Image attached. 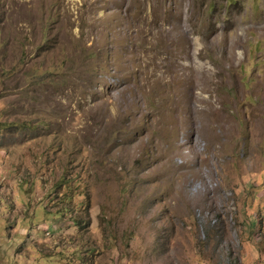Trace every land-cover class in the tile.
Wrapping results in <instances>:
<instances>
[{"label":"rangeland","instance_id":"374dc122","mask_svg":"<svg viewBox=\"0 0 264 264\" xmlns=\"http://www.w3.org/2000/svg\"><path fill=\"white\" fill-rule=\"evenodd\" d=\"M0 264H264V0H0Z\"/></svg>","mask_w":264,"mask_h":264},{"label":"bare ground","instance_id":"6f19581e","mask_svg":"<svg viewBox=\"0 0 264 264\" xmlns=\"http://www.w3.org/2000/svg\"><path fill=\"white\" fill-rule=\"evenodd\" d=\"M157 34H158V32H157ZM157 39L159 40V42L160 41H162L163 39H162V37L161 36H157ZM231 56V55H230ZM229 56V57H230ZM231 59H232V57H231ZM230 61V60H229ZM183 77V76H182ZM181 77V78H182ZM190 78V77H189ZM181 80H183V79H181ZM189 80V79H188ZM180 85V84H179ZM166 105V104H165ZM167 106H168V108L170 107V106H172L171 104H167ZM180 106V105H179ZM211 107V106H210ZM215 108V107H214ZM171 109H173L172 107H171ZM213 109V108H212ZM216 109V108H215ZM203 110H204V112L207 114V116H208V118H206V119H204V122L203 121H201V122H203V124H202V126H201V130L203 131V133H204V136H205V139L207 140L206 141V143L208 142V143H211V142H213V140L214 139H218V138H220V137H223L224 135H225V133H226V130H225V126L224 125H222V124H220L219 123V119L220 118H223V116H221L220 115V113H219V111H217V110H211L209 107H208V105L206 106V104L204 103V108H203ZM171 111V110H170ZM222 112V111H221ZM214 117V119H212ZM198 123V122H197ZM197 123H195V124H197ZM174 125H175V123H174ZM199 125V124H198ZM197 126V125H196ZM200 126V125H199ZM176 127V126H175ZM179 128V127H178ZM177 128V129H178ZM195 128V127H194ZM174 129H176V128H174ZM185 129L186 128H180V131H182V132H185ZM192 129V130H191ZM191 129H190V131H193L194 129H193V127L191 126ZM227 130H228V128H227ZM195 131L197 132L196 133V135L198 134L199 136H202V133H200V130L198 129V128H195ZM189 133V132H188ZM181 134V133H180ZM186 134V133H185ZM183 135V133L181 134V136ZM175 137H177V136H175ZM186 137V136H185ZM187 137H188V139H191V135H187ZM194 138V137H193ZM171 139H174V140H176L175 138H172L171 137ZM179 139V138H178ZM187 139V140H188ZM174 140L172 141V142H174ZM186 140V139H185ZM194 140V139H193ZM177 141V140H176ZM182 142V141H181ZM187 142H189V141H187ZM179 143V142H178ZM183 143H185V142H183ZM228 143V142H227ZM167 144V143H166ZM169 144V143H168ZM170 144H172V143H170ZM174 144H175V142H174ZM174 144H172V145H174ZM177 144V143H176ZM180 144V143H179ZM161 145V144H160ZM185 145V144H184ZM214 145V144H213ZM157 146H158V144H157ZM176 146V145H175ZM178 146V145H177ZM211 146V145H210ZM164 147V146H163ZM181 147V146H180ZM179 147V148H180ZM160 148H161V146H160ZM167 148H169V146L167 147ZM174 147H172L171 149H173ZM183 148V147H182ZM164 149H166L165 147H164ZM223 149H224V147H223ZM162 151H164V150H162ZM161 151V152H162ZM170 151V150H169ZM168 151V152H169ZM179 151V150H178ZM160 152V151H159ZM166 152V151H165ZM173 152H175V151H173ZM167 153V152H166ZM171 153H172V151H171ZM160 154H162V153H160ZM170 156V155H169ZM162 157H163V154H162ZM158 158V157H157ZM166 158V157H165ZM169 158V157H168ZM164 160V159H163ZM124 161V160H123ZM160 161V160H159ZM163 164V163H162ZM174 169V168H173ZM175 169H176V167H175ZM196 169V168H195ZM200 169V168H199ZM152 170V169H151ZM154 170V169H153ZM163 171V170H162ZM174 171V170H173ZM195 170H193V172H194ZM192 172V171H191ZM198 172V171H197ZM158 173V172H157ZM198 175H199V172L197 173ZM156 175V174H155ZM159 178V177H158ZM183 178V177H182ZM186 183V182H185ZM208 188V187H207ZM201 193H202V191H201ZM198 194V193H197ZM204 195V194H203ZM195 196V195H194ZM201 196V195H200ZM199 196V197H200ZM182 197V196H181ZM195 198H197V196L195 197ZM178 200V199H177ZM179 200H181V199H179ZM188 200V199H187ZM185 201V200H184ZM200 201V200H199ZM197 202V201H196ZM195 202V203H196ZM194 203V202H193ZM194 205V204H193ZM198 205V204H197ZM196 205V206H197ZM170 206V205H169ZM193 207V206H192ZM173 208H174V206H173Z\"/></svg>","mask_w":264,"mask_h":264}]
</instances>
